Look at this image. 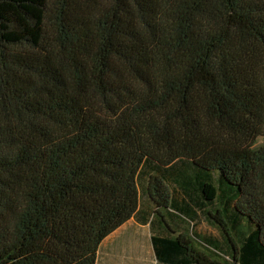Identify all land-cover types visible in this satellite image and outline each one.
<instances>
[{"label": "trees", "instance_id": "16d2710c", "mask_svg": "<svg viewBox=\"0 0 264 264\" xmlns=\"http://www.w3.org/2000/svg\"><path fill=\"white\" fill-rule=\"evenodd\" d=\"M259 136L264 0H0V264H95L141 212L157 264H264ZM217 201L228 251L164 230Z\"/></svg>", "mask_w": 264, "mask_h": 264}, {"label": "rangeland", "instance_id": "374dc122", "mask_svg": "<svg viewBox=\"0 0 264 264\" xmlns=\"http://www.w3.org/2000/svg\"><path fill=\"white\" fill-rule=\"evenodd\" d=\"M262 144L264 136H259L254 145ZM144 199L141 196L142 205ZM150 234L147 226L143 227L134 219H129L101 242L95 264H157Z\"/></svg>", "mask_w": 264, "mask_h": 264}, {"label": "crops", "instance_id": "0c3cea01", "mask_svg": "<svg viewBox=\"0 0 264 264\" xmlns=\"http://www.w3.org/2000/svg\"><path fill=\"white\" fill-rule=\"evenodd\" d=\"M190 167H191V162H189V160H187V161L183 160L176 167V169L187 172V170H189ZM185 176L188 179H191L192 174L191 173H190V175L186 174ZM197 182H193V183H197ZM194 185H195L194 189H197L199 187V184H194ZM189 188H191V186H189ZM176 189H178V188H176ZM178 190H180V189H178ZM178 190H177V192H178ZM183 196H184V194H181V197H183ZM207 211H211L213 214L223 213L224 212L223 202L217 201L216 204L213 206L197 208L191 214V216L187 214V216H189V217H186L185 215H181L179 213H176V214L168 213V214H166L167 215L166 219H167V221H169V223H168L169 227H168V229L164 228V230L167 232H170V234H178L180 232H185V233L193 232L196 235L202 236L203 242H201V243L204 247L207 248V246H215V247H218L220 251L226 252V251H228V248H225V238L220 233L219 229L214 225L212 220L206 216ZM139 216H140V218H138ZM139 216L131 217L130 219H134L135 221H137V223L139 225H141L143 227L147 226V228L149 229V231L151 233V228H150V224H149L150 217L147 218V215L145 212H141ZM139 219H141L142 221H140ZM156 225L158 226V224H156ZM156 225L154 226L155 230H157Z\"/></svg>", "mask_w": 264, "mask_h": 264}]
</instances>
